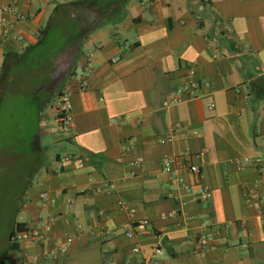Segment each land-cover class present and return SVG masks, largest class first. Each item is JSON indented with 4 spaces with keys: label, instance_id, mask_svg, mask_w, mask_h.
Wrapping results in <instances>:
<instances>
[{
    "label": "crops",
    "instance_id": "0c3cea01",
    "mask_svg": "<svg viewBox=\"0 0 264 264\" xmlns=\"http://www.w3.org/2000/svg\"><path fill=\"white\" fill-rule=\"evenodd\" d=\"M73 1L14 0L11 14L1 11L10 0H0V118L6 113L2 119L15 128L0 136L1 157L23 168L11 195L14 221L33 227L53 218L41 242L22 239L7 249L1 240L0 264H143L156 245L158 264H264V219L257 214L264 182L243 161L264 158V90L257 96L254 89L257 81L264 87V0L85 6L92 26L67 61L22 63L56 4ZM191 62L198 86L186 93L181 85ZM85 71L88 88L80 92ZM60 90L72 103L70 136L59 133L50 106ZM184 151L201 154L208 201L186 190L195 177L178 163ZM166 157L182 183L162 169ZM43 190L55 204L40 205ZM170 211L176 214L161 218ZM139 219L149 224L125 236ZM203 232L213 235L205 250L197 243Z\"/></svg>",
    "mask_w": 264,
    "mask_h": 264
},
{
    "label": "built area",
    "instance_id": "2783aa9c",
    "mask_svg": "<svg viewBox=\"0 0 264 264\" xmlns=\"http://www.w3.org/2000/svg\"><path fill=\"white\" fill-rule=\"evenodd\" d=\"M144 2H150L151 0H142ZM206 1V0H204ZM204 3L200 5V9H202V6ZM1 11L4 13H11L15 14L16 13V6L14 0H10V2L6 5H3L1 8ZM18 20L24 19V15L18 14ZM9 25L7 23V26L4 27V34L6 35L10 30ZM226 33H231V29L228 27L226 28ZM15 38L17 39H22V36L19 34L14 35ZM89 56L86 57V66L88 65L89 61ZM120 59L119 55H116L114 57H111V62H115ZM194 64L191 62L187 66V73L185 75V80L183 84L181 85V91L186 92V93H193V91L197 88L198 82L194 78L193 73H192V66ZM87 70V69H86ZM78 91L83 92L87 90L88 88V80H87V71L82 73L79 77L78 81ZM213 105V104H211ZM51 109L54 113V116L56 118L57 126H58V131L61 135L63 136H70L74 133L73 130V115H72V103L71 99L69 96V93L66 90H60L58 91L52 101H51ZM69 156H64L62 157V161H67L69 160ZM179 165L181 167L186 168L190 173L194 175V182L191 185H188L186 187V190L188 194L190 195H195L198 197L200 201H208L209 199V191L207 186L202 182L200 173H201V162H202V157L200 153H191L190 151H184L177 157ZM176 159V160H177ZM243 161L246 162H251L255 168L257 169V172L264 182V158L258 154L256 155H251L244 157ZM138 160H135L133 164H137ZM162 169L165 172L170 173L173 175L178 182L182 183V178L176 175V167L174 166V159L166 157L162 161ZM106 186H108L106 184ZM38 199L39 203L41 206H45L48 204H55V198L46 190L40 191L38 193ZM122 208L127 209L129 212V219L132 221V210L128 209L127 205L125 203L121 204ZM175 211H170L168 213H162L161 218H167V217H172L175 215ZM257 214L260 218L264 219V208L260 207L257 210ZM53 218H43L41 221L36 226L30 227L27 225L22 226V228L17 229V227H14V232L12 236V240L14 242H18L22 239H28L32 240L35 242H41L46 238L47 232L50 231L51 229V222ZM240 225H244V220L240 219L239 220ZM149 224V221L146 219H139L137 220L134 225L132 223L128 224V227L124 230V235L127 237H133L137 233H141L142 231L140 230L141 227H146ZM80 227V224L77 225ZM213 238V235L211 232H203L200 233L197 236V243L199 247L202 250H205L206 248L211 246V240ZM72 238L70 236H67L65 238V243L71 242ZM61 248L64 249V246ZM133 252L139 251V247L137 245H134L132 247ZM162 253L161 248L159 246H154L152 248V254L150 257L144 260L143 264H158L159 262V257L160 254Z\"/></svg>",
    "mask_w": 264,
    "mask_h": 264
},
{
    "label": "trees",
    "instance_id": "16d2710c",
    "mask_svg": "<svg viewBox=\"0 0 264 264\" xmlns=\"http://www.w3.org/2000/svg\"><path fill=\"white\" fill-rule=\"evenodd\" d=\"M108 1L118 2L120 0H77L56 4L46 27L40 32L41 38L33 46L25 50L24 53L26 58L22 63L29 67L32 64H38L40 61L50 60V58L54 57L57 59L63 58L64 61H67L71 54H69L68 51L75 50L77 43L83 40L85 34L92 26L91 22L93 18H88L85 6L86 8L97 9L104 6ZM18 65L19 64L11 67L9 70H16ZM254 89L258 96L259 92L264 90V87L261 86L260 81H257L254 85ZM0 136H2L1 133ZM1 150L0 148V155H2ZM17 190L13 193H16ZM11 195L9 199L11 201L13 213L6 218V228L1 237V240L4 239V244H6L7 249H13L17 246L16 242L12 240L14 227L20 229L24 226L23 223L14 221V213L18 205H16V199L11 197ZM18 199H20V197H18ZM8 219H11L9 225H7V223H9ZM6 235H9V237L7 238Z\"/></svg>",
    "mask_w": 264,
    "mask_h": 264
},
{
    "label": "rangeland",
    "instance_id": "374dc122",
    "mask_svg": "<svg viewBox=\"0 0 264 264\" xmlns=\"http://www.w3.org/2000/svg\"><path fill=\"white\" fill-rule=\"evenodd\" d=\"M68 53L72 54V51L69 50ZM38 80H43V76L42 75H36ZM31 79V78H30ZM24 81H30L34 83H37V80L35 81V79L33 80H25ZM33 83V84H34ZM32 84V83H31ZM31 86V85H30ZM28 86V84H26V87H24L23 89L26 90L28 88V90L31 89V87ZM2 115H6V113L1 112V116ZM4 116H2L0 118V133L1 135H6L9 132H13V130L15 128H13V126H10L7 124V122H5L6 120L2 119L5 118ZM15 116V115H14ZM12 118V117H9ZM2 119V120H1ZM4 120V121H3ZM12 133H9V135H11ZM12 159H6L3 160V158L0 155V242H1V237L4 234L6 225H5V221L6 218L9 217L13 212H12V208H11V201H10V195L17 190L18 186H19V174L18 172L22 171V167L19 166V164L15 162H12ZM5 164V165H4Z\"/></svg>",
    "mask_w": 264,
    "mask_h": 264
},
{
    "label": "water",
    "instance_id": "95a60500",
    "mask_svg": "<svg viewBox=\"0 0 264 264\" xmlns=\"http://www.w3.org/2000/svg\"><path fill=\"white\" fill-rule=\"evenodd\" d=\"M8 237H9V235H8Z\"/></svg>",
    "mask_w": 264,
    "mask_h": 264
}]
</instances>
